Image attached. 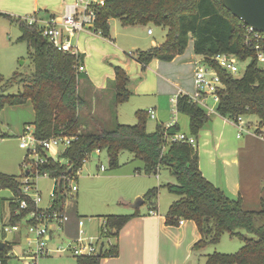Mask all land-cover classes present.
Segmentation results:
<instances>
[{
    "label": "trees",
    "instance_id": "1",
    "mask_svg": "<svg viewBox=\"0 0 264 264\" xmlns=\"http://www.w3.org/2000/svg\"><path fill=\"white\" fill-rule=\"evenodd\" d=\"M93 7L96 17L92 29L104 37H110L111 18L120 19L123 25L154 23L168 27L163 43L134 53L133 57L143 65L153 59L172 61L185 52L192 39L194 52L214 66L224 82L219 93L217 113L233 121L241 115L253 113L264 124V66L258 62L254 48L246 43L244 22L225 6L223 0H105L104 5L93 4ZM33 15L40 18L37 13ZM0 17L19 26L21 35L18 40L27 43L34 63L31 76L15 73L10 79L4 80L0 75V111L6 106L31 101L35 111L32 124L36 137L75 136L61 153V158L67 160V164L50 157L39 165L41 174L48 173L50 177L59 179L53 210L64 208V189L68 180L77 176L84 159L91 152L106 149L110 164L118 166L119 153L128 150L144 162L146 173L157 174L161 167H167L175 176V183L165 184L171 193L179 196L169 206L166 224L178 225L181 218L195 221L202 237L194 249L217 243L226 232L245 241L236 253L215 252L207 255L206 264H264V224L256 226V220L264 217V203L260 210L246 209L241 195L233 198L207 179L200 169L199 155L194 145L171 141L163 151L165 132L174 134L179 126L166 130L163 125H158L150 132L146 127L144 110L137 112V124L117 123L111 130L98 124L96 130L85 131L80 118L84 101L79 82L81 75L86 74L77 70V65L84 62L83 55L76 57L59 51L43 36V26L39 23L30 24L26 17L6 12H0ZM219 53L235 54L241 60L249 59L244 74L234 76L211 58ZM113 81L116 87L115 103L128 101L132 92L129 89L130 77L124 67L115 66ZM14 82H23L24 89L18 93H5L4 88ZM178 110L189 116V128L193 135H198L209 120L206 110L190 101L186 95L179 97ZM4 137L6 134L2 132L0 119V138ZM22 177L0 171V189L7 188L13 192L9 218L12 225L18 224L36 209L33 202L22 193ZM158 193L159 188L153 187L145 198L153 199ZM22 198L28 199L29 206L26 209H20ZM17 210H20L19 214ZM137 213L107 216L101 230L103 235L117 237ZM240 229L256 233L259 238H249ZM11 249L12 245L5 242L4 248L0 250V264H8L7 253ZM118 253V245L114 244L100 256H76V264H101L102 258Z\"/></svg>",
    "mask_w": 264,
    "mask_h": 264
},
{
    "label": "rangeland",
    "instance_id": "2",
    "mask_svg": "<svg viewBox=\"0 0 264 264\" xmlns=\"http://www.w3.org/2000/svg\"><path fill=\"white\" fill-rule=\"evenodd\" d=\"M76 1L80 0H74L73 3ZM26 11L27 14H22V12L10 13L0 9V12L20 16L33 14L32 11ZM149 29H152L151 34L148 33ZM167 30L168 27L154 23L123 25L120 19L111 18L110 37H104L95 30H84L74 36L72 44L78 45L80 51H85L84 65L92 81V83L88 81L83 74L79 82V91L84 101L80 118L85 131L96 130L98 124H103L107 130L114 129L117 123L137 124L139 110L145 111L146 127L150 132L156 129L157 124L170 122L173 111L171 98L182 90L192 89L194 72L193 67L188 63L190 59L192 61L195 58V53L192 51V39L185 50V55L179 59L172 61L153 59L149 64L143 65L131 57L138 49L148 50L165 41ZM20 35L21 31L16 23L0 17V75L4 80L10 79L15 73H22L24 76H31L34 73V63L28 45L18 40ZM196 58L200 57L196 56ZM248 63L249 59L239 60V69L235 74L237 77L244 74ZM116 65L126 69L130 77L129 89L132 92L130 99L120 104L115 103L116 87L112 79ZM23 89V82H14L5 87L4 92L13 94ZM93 92H96L93 96H98L96 99L92 98ZM208 103L214 108L217 107V103L212 98H209ZM28 104L22 107L6 106L0 111L1 127L9 134L4 141L0 139V171L17 177L24 175L28 168L24 165L28 151L19 147V139L28 128V125L24 124L29 123L31 131H34L31 123L34 120V110L32 104L30 102ZM93 108L95 112L91 113ZM150 109H156L158 118L147 113ZM205 110L209 114V120L199 134L195 135L197 140L194 147L198 151L199 158L201 155L206 158L210 157L208 146L203 147L202 145V136L206 132L214 133L217 141L223 146L225 144L229 149L238 144L241 161L240 181L243 188L240 195L244 199L246 209L260 210L264 203V141L248 132L238 137V127L235 121L231 119L225 121V118L216 111ZM178 119L179 131L191 135L189 116L178 112ZM243 120L251 132L254 133L257 128L264 131V124L260 123L258 115L246 114ZM210 136L212 135L208 133L209 142ZM65 148L66 146L59 145L47 153L61 163L67 164V160L61 158V153ZM102 166L105 170L101 169ZM220 166L222 168L221 163ZM169 182H176L169 168L161 167L157 174H148L145 171L144 162L137 159L131 151H121L118 156V166H112L106 149L100 150V153L94 150L77 176L68 183L69 186L76 185L78 190L69 192L65 210L70 212L72 217L77 216L84 220L83 229L86 234L83 236L86 238L82 243H93L97 246L99 242L97 238L103 235L101 230L105 218L109 215L132 214L136 211L147 213L155 209L153 208L155 206H158L161 215L166 214L171 203L179 198L165 186ZM36 183L43 198L42 205L46 206L51 198L55 179L40 175L36 178ZM153 187L159 188L158 196L146 199V193ZM12 196L13 192L10 189H0V240L12 245V249L7 253L8 264H76V256L71 252L52 251L59 245L66 247L72 244L71 239L63 234L58 235V231H55L47 241L46 248L49 251L37 258L34 257L37 247L36 236L29 230L28 218L18 223L19 230L4 232L5 226H12L9 222V198ZM238 196L232 197L237 198ZM139 197L144 198L145 203L139 208H134L133 205ZM262 224H264V217L256 220V226ZM239 231L249 238H259L256 233H249L244 229ZM103 238L105 249L117 243V237L103 236ZM175 243L170 246V249L159 251L161 259L163 257V264L166 262L169 264H204L206 255L215 252L236 253L245 241L226 232L217 243H209L203 248L191 251L189 256L182 254L181 248L178 249ZM157 253L155 251V254Z\"/></svg>",
    "mask_w": 264,
    "mask_h": 264
},
{
    "label": "built area",
    "instance_id": "3",
    "mask_svg": "<svg viewBox=\"0 0 264 264\" xmlns=\"http://www.w3.org/2000/svg\"><path fill=\"white\" fill-rule=\"evenodd\" d=\"M104 2L105 0H97L95 2L91 0H80L68 5L66 12L61 17H52L45 21L35 15H30L26 16V19L30 24H41L43 26V36H45L59 51L74 54L76 57H79L81 54L80 49L78 45L72 44V40L77 33L84 30H93L94 19L96 17L93 4L104 5ZM243 25L246 28V43L254 48L258 62L264 66V32L258 31L245 23ZM148 33L151 34L152 29H149ZM199 57V59L194 61V89L192 92H185L182 90L179 94H176L171 98V103L173 105L172 119L170 122L163 125L166 130L178 125V101L181 95L188 96L190 101L199 104L203 109H208L210 112H217V107L214 108L211 106L208 103V100L209 98H212L214 102L218 104L220 99L219 93L224 87V82L218 70L214 66L209 65L203 56L199 55ZM211 58L217 61L221 67L227 69V71L236 76L235 74L239 69L238 62L241 60L237 55L231 53H219ZM77 70L79 72H84L86 70L84 63H79L77 65ZM149 114L155 116L153 110H151ZM235 122L238 127V137L244 132H248L264 141V131L257 128L254 133L251 132L249 126L244 122L242 115L239 116ZM74 138L75 136L68 135L38 138L35 135V128L34 131H31L30 126L28 125V128L25 129L24 134L21 135L19 139V147L28 151L24 160V165L28 166V170L26 169L22 177V193L24 197H28L36 207V209L31 211L26 217L28 218L27 223L29 225V230L36 236L37 247L34 253V257L36 256V258L49 251V249L46 248L47 241L52 237L55 231H58V235L63 234L71 239L72 244H69L66 247L59 245L52 251H69L75 256H86L99 254L105 250L104 235H100L97 238L99 240L97 246L93 243H82L86 238L83 236L86 234L85 229H83L85 224L84 220L77 216L72 217L70 212L65 210L66 198L69 192L71 193L78 190L76 185H67V187H65L64 208L62 210L52 209L57 199V192L59 191V179H55V186L46 206L42 205L43 198L41 192L37 188V177L40 175L50 176L48 173L41 174L39 172V165L43 164L51 157L48 155L47 151H50L59 145L67 147ZM196 140L197 139L193 134L188 135L178 130L176 133L170 135L166 131L163 151L166 150L167 143L171 141L186 142L194 145ZM96 152L100 153V149H96ZM89 155L87 157H89ZM53 159L57 160L56 158ZM87 159L88 158H85L84 162ZM101 169L105 170L104 166H102ZM69 181L70 180H68V182ZM28 206V199L22 198L20 200V209H26ZM16 213L19 214L20 210H17ZM185 221V218L179 219V225H183ZM3 230L4 232L12 230L16 231L19 230V226L18 224L12 225L11 227L5 226Z\"/></svg>",
    "mask_w": 264,
    "mask_h": 264
},
{
    "label": "crops",
    "instance_id": "4",
    "mask_svg": "<svg viewBox=\"0 0 264 264\" xmlns=\"http://www.w3.org/2000/svg\"><path fill=\"white\" fill-rule=\"evenodd\" d=\"M73 1L74 0H0V9L6 10L10 13L22 12V14L23 13L27 14L26 10L30 12L32 11L33 14L37 13V15L40 18L47 21L52 17L63 16V14L66 12L67 6L73 4ZM25 7H27V9H25ZM14 16H20V15H14ZM22 17H26V16H22ZM192 51L194 52L193 44H192ZM80 52L83 55V58L85 59L86 56L85 51H80ZM183 55H185V52L183 54L177 55L174 59H179L183 57ZM133 56H134V52L131 57ZM196 56L199 55L195 53V58L193 56H190L191 58L194 59L192 61L190 59L188 62L193 67V72H194V61L197 59ZM133 59L137 61L135 57H133ZM84 73L86 74L88 81L92 83L91 79L86 73V70L84 71ZM114 77H115V72H114ZM193 89H194V84L192 85V89L190 91H185V92H192ZM93 95H96V92H93L92 96ZM97 97L98 96H93L92 98L96 99ZM29 102L32 104L31 101H27L25 104L16 105V106L18 107H22L25 105L27 106L29 105L28 104ZM33 110H34V106H33ZM151 110L155 112V117L158 118L156 109H150L148 110V112H150ZM91 112L92 113L95 112V109L93 108ZM220 116L225 118V121L230 120L229 118L227 119L222 115ZM34 120H35V111H34ZM34 120L31 123H33ZM26 124L29 123H25L24 125ZM158 125H164V122H161V124H157V126ZM178 126H179V122H178ZM2 132L6 134V136H9V134L6 133L3 129ZM208 133L212 135L210 136V142L209 139L207 138ZM221 136L222 133L220 137ZM5 138L6 137L0 139L4 141ZM202 145L203 147L208 146V150L210 151V152L208 151V153L210 154V157L208 156L209 158H206L203 155H201L199 158V166L204 176L207 179H209L211 182H213L215 185L224 189L228 194H230L231 197L242 194L243 188H242V183L240 181L241 161H240L239 145L237 144L235 147H231L229 149L225 144L224 146L223 144L221 145L217 141L215 134L210 132H206V134L202 136ZM220 163L222 165V168L220 166ZM12 197L9 198V208ZM153 208L155 209L153 210L151 209L147 213L136 211L138 212L137 215H135L121 229L119 235L117 236L116 244L118 245V252H119L118 255L102 258L101 264H163L164 263L162 262L163 257L161 259V257L159 256V251H161V249L164 251L170 249V246L174 242H176L175 244L178 247V249L181 248L182 254L184 255L187 254V256H189L191 251L196 250L194 249V245L201 239L202 236L195 221L185 219L186 221L183 225H179V224L168 225L166 224L167 213L161 215L158 206H155ZM10 215H11V209H10ZM190 222H192L193 224H189ZM155 251L158 253L155 254ZM206 261H207V255L206 257H204V264H206ZM165 264H169V263L166 262Z\"/></svg>",
    "mask_w": 264,
    "mask_h": 264
},
{
    "label": "water",
    "instance_id": "5",
    "mask_svg": "<svg viewBox=\"0 0 264 264\" xmlns=\"http://www.w3.org/2000/svg\"><path fill=\"white\" fill-rule=\"evenodd\" d=\"M223 3L245 24L264 32V0H223ZM144 202V198L139 197L133 207L139 208ZM4 245L0 240V250ZM98 255L100 256L101 252Z\"/></svg>",
    "mask_w": 264,
    "mask_h": 264
}]
</instances>
